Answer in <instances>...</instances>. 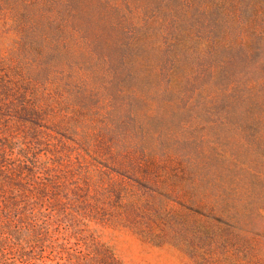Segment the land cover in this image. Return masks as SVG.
<instances>
[{
	"label": "trees",
	"instance_id": "obj_1",
	"mask_svg": "<svg viewBox=\"0 0 264 264\" xmlns=\"http://www.w3.org/2000/svg\"><path fill=\"white\" fill-rule=\"evenodd\" d=\"M263 1L0 0V264L50 254L64 257L62 264H119L92 232L82 233L89 222L121 224L151 244L182 248L195 264H224L220 254L232 247L221 244L223 230L239 227V210L237 180L212 177L213 156L226 159L222 148L184 160L164 145L159 155L163 130L130 112L137 138L115 149L101 133L115 128L110 112H80L64 99L73 87L84 90L77 68L114 52H142L153 36L176 46L177 35L253 14ZM84 123L94 135L80 136ZM253 124L264 126V115ZM103 143L107 156L93 148ZM225 180L229 190L212 198L199 188H228ZM61 221L74 243L57 233ZM262 237L264 229L256 230L243 245L245 263L264 264Z\"/></svg>",
	"mask_w": 264,
	"mask_h": 264
},
{
	"label": "rangeland",
	"instance_id": "obj_2",
	"mask_svg": "<svg viewBox=\"0 0 264 264\" xmlns=\"http://www.w3.org/2000/svg\"><path fill=\"white\" fill-rule=\"evenodd\" d=\"M254 7L253 14L207 21L205 28L179 34L176 46L166 36H153L142 52H114L103 62L77 68L84 90L73 87L64 99L65 105L80 112H110L115 128L101 133L106 140L112 137L107 144L115 149L137 138V131L130 127V112H139L150 130H163L155 140L159 155L164 145L171 147L173 157L184 160H196L204 151L213 155V146L222 148L226 159L219 162L213 156L218 171L212 177L237 180L235 208L239 210V227L223 230L221 244L230 241L232 247L220 252L224 264H247L243 245L254 231L264 229V126L253 124V116L264 115V1ZM85 88L93 94L88 95ZM122 121L132 137L123 132ZM78 130L80 136L94 135L85 123ZM106 147L103 143L93 148L107 156ZM12 156H18L16 148ZM229 181L224 184L228 188L205 189L204 183L199 188L212 198L218 191H228ZM178 191L175 187L171 197ZM172 204L177 206L173 200ZM58 229L70 243L76 241L65 221ZM89 232L109 247L119 264H195L182 248L151 244L121 224L89 222L82 233ZM261 240L264 247V237ZM78 245L84 248L82 242ZM63 261L64 257L50 254L16 264Z\"/></svg>",
	"mask_w": 264,
	"mask_h": 264
}]
</instances>
